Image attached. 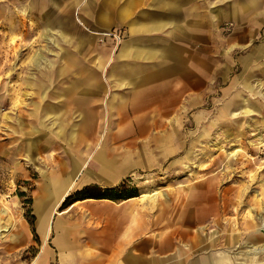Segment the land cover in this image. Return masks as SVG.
Here are the masks:
<instances>
[{
    "label": "rangeland",
    "instance_id": "rangeland-1",
    "mask_svg": "<svg viewBox=\"0 0 264 264\" xmlns=\"http://www.w3.org/2000/svg\"><path fill=\"white\" fill-rule=\"evenodd\" d=\"M87 1L36 0L28 7L26 0H0V207H9L0 220L16 236L0 240L1 259L32 262L41 249L34 201L51 177L65 180L70 174L63 168L72 173L75 166L51 218H62L82 237L85 229L105 227L117 264L132 243L153 236L174 239L166 248L174 264L204 257L209 264H264V252L236 253L262 243L254 234L264 237V221L261 234L247 227L251 215L264 213L257 208L264 204V0L237 16L233 5L241 0H206L217 18L193 39L192 54L194 66L204 67L203 83L195 71L194 93L139 105L109 99L123 92L115 85L114 59L97 62L101 75H93ZM98 37L114 55L125 38L123 29ZM40 51L45 58L35 63ZM86 185L117 187L116 197L78 198L60 209L67 194ZM182 208L191 213L186 218L197 217L191 228L173 222ZM138 225L139 237L130 242ZM232 228L242 235L229 245L224 240ZM197 229L202 241L193 246ZM213 233L220 242L211 246ZM47 243L52 247L51 237Z\"/></svg>",
    "mask_w": 264,
    "mask_h": 264
},
{
    "label": "crops",
    "instance_id": "crops-1",
    "mask_svg": "<svg viewBox=\"0 0 264 264\" xmlns=\"http://www.w3.org/2000/svg\"><path fill=\"white\" fill-rule=\"evenodd\" d=\"M34 1L36 0H26V5L34 7ZM241 1L242 5H233L235 16L244 12L245 8H255L259 4V0ZM210 4L213 5L214 2L211 0ZM86 5H89V22L92 29L90 38L93 75H101L102 70L98 69L97 62L103 61L105 65L114 59L111 66L112 74L117 77L115 85L119 92L123 91L109 99H116V102H121L122 105L127 104L128 100L132 102V105L172 103L177 100L174 96L195 92L196 82L193 81L195 71H198L197 80L203 83L204 67L199 64L198 67L194 66L192 54L193 39H200L205 34L207 20L210 25H213L217 18L214 12L216 9H213L212 13L207 11L206 0H88ZM78 19L81 22L79 17ZM63 27L68 26L66 24ZM55 29L64 31V28L55 27ZM122 29L125 38L115 55L110 46L105 44L101 47L97 44L99 34L101 35L104 31ZM64 34L69 37L65 31ZM109 38L114 41L113 37ZM116 64H119L118 68ZM74 98L75 101L81 102V97L76 95ZM63 169L70 175L61 181L70 187L77 170L75 166L72 173ZM45 186V194L34 201L38 232L35 231L37 233L35 235L41 243V249L28 264H117L116 259L110 260L109 246L112 239L110 238V241L107 239L105 227L85 229L83 232L85 236L82 237L80 231L64 224L62 218L57 216L55 217L57 220L51 218L52 214L58 210L59 199L62 198L60 195L56 200V194L59 191L56 189H60L61 186L58 185L60 187L57 188L54 186V189L47 184ZM180 211L185 214L186 209L182 208ZM175 217L173 215L172 218ZM1 219L3 220V217ZM185 219L177 224L191 228L193 224L189 221V217ZM175 220L173 219V222ZM3 224L8 233L0 240L14 241L16 236L10 233L11 226L5 220ZM134 230L136 233L134 234V231L131 233L130 242L133 240L132 237L136 235V238L139 237V225ZM179 234L183 235L186 232L182 230ZM194 235L195 232L190 241L193 246L198 243V237ZM49 237L52 238V247L47 243ZM173 240L170 238L171 243L164 238L158 241L153 236V238H145L142 242L132 243L133 248H130L129 256L126 259L123 258L121 263L174 264L170 256L166 254V248L172 247ZM205 262L210 263L208 258L204 257L202 260L195 258L191 263L186 260L185 264H205ZM0 264H6L1 256Z\"/></svg>",
    "mask_w": 264,
    "mask_h": 264
},
{
    "label": "bare ground",
    "instance_id": "bare-ground-1",
    "mask_svg": "<svg viewBox=\"0 0 264 264\" xmlns=\"http://www.w3.org/2000/svg\"><path fill=\"white\" fill-rule=\"evenodd\" d=\"M50 35L51 34H46L45 36L48 38V39H51L52 37H50ZM45 58V56L42 54V52L40 51V52H37L36 54H34V62L35 63H39L40 62V60L41 59H44ZM231 153H232V151H231ZM233 162H235L236 160H232ZM58 185H60V186H58ZM70 185V184H69ZM47 186H50V188L52 187H54V186H56V188L57 187H60V189H56L58 192H57V194H56V200L59 198V196L61 195V197H62V195H64V193H66V191L68 190V187L69 186H66V185H64V182L63 181H60V180H58V179H50L48 182H47ZM54 189V188H53ZM156 193V191H153L152 192V195H154ZM191 196V195H190ZM45 197V196H44ZM218 197V196H217ZM54 200V199H53ZM0 201L2 202V200H1V197H0ZM41 202V201H40ZM218 202V201H217ZM259 210H262V211H264V204H259V206L257 207ZM224 209H225V207H224ZM9 211V207L7 206V205H5V204H3L1 207H0V213H2V214H6L7 212ZM41 211V210H40ZM179 212V214L178 215H176V217L175 218H172V219H178V220H184L185 219V217H186V214H191V213H189V211L188 210H186V212H185V214H183V211H178ZM42 217V216H41ZM180 218V219H179ZM197 218V217H196ZM189 219V221L190 222H192L193 220H197V219ZM257 218V219H256ZM57 220V219H56ZM186 220V219H185ZM262 221H264V213H262V214H260L259 216H257L256 217V215H251V217L249 218V222H250V224L248 223L247 224V227H250V225L251 226H254L255 228H256V230H257V232L259 231L260 232V226H259V224H261V222ZM261 231L262 232H264V230H262L261 229ZM195 232V234H197V237H198V235H200V238H198V242L200 241H202V236H201V231L200 230H195L194 231ZM249 232V231H248ZM252 232V231H251ZM215 233H213L212 234V236L210 237V241L208 242V244L209 245H216V244H214V241H215V243L216 242H220V237H219V235H217L218 233H216V235H214ZM260 234H261V232H260ZM5 235H6V230L4 229V224H3V222L0 220V239L2 240L4 237H5ZM242 235V233H240V231H234L233 230V228L232 229H230V233L227 235V237L225 238V242H226V244H229V245H234L235 244V242H237V241H239V239H240V236ZM254 237H256V240L257 241H259V240H262V243L261 244H257L258 242H254L253 244H251V245H253V247H251V248H244L243 249V251L242 250H239V251H237L236 253L237 254H241V253H246V254H249V255H251V256H255V254H257V253H259V252H264V237H261V236H258L257 237V235L256 234H254ZM246 241V240H245ZM248 242H250V240H247L246 241V243H248ZM219 244V243H218ZM246 256V255H245ZM182 258V257H181ZM254 258V257H253ZM256 260V259H255ZM216 262H218L217 264H222L223 263V261L222 260H218V261H216ZM190 263V262H189ZM247 263V262H246ZM205 264H207V262H205Z\"/></svg>",
    "mask_w": 264,
    "mask_h": 264
},
{
    "label": "trees",
    "instance_id": "trees-1",
    "mask_svg": "<svg viewBox=\"0 0 264 264\" xmlns=\"http://www.w3.org/2000/svg\"><path fill=\"white\" fill-rule=\"evenodd\" d=\"M117 187H111L110 189L102 190V191H95L96 186L95 185H86L81 189H78L77 191L67 194L63 198V202L60 205V209L63 208V206L69 205L73 202L74 200H78V198H94V197H104V198H114L115 193L117 191Z\"/></svg>",
    "mask_w": 264,
    "mask_h": 264
},
{
    "label": "built area",
    "instance_id": "built-area-1",
    "mask_svg": "<svg viewBox=\"0 0 264 264\" xmlns=\"http://www.w3.org/2000/svg\"><path fill=\"white\" fill-rule=\"evenodd\" d=\"M109 35H112L115 37L118 41L121 40L120 33L119 32H109Z\"/></svg>",
    "mask_w": 264,
    "mask_h": 264
}]
</instances>
